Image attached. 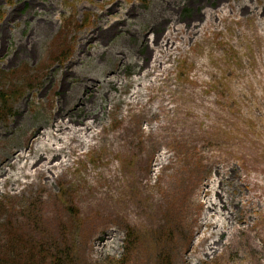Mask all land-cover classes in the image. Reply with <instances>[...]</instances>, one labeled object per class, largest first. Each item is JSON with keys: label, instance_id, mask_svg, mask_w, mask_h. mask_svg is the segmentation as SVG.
Instances as JSON below:
<instances>
[{"label": "rangeland", "instance_id": "1", "mask_svg": "<svg viewBox=\"0 0 264 264\" xmlns=\"http://www.w3.org/2000/svg\"><path fill=\"white\" fill-rule=\"evenodd\" d=\"M248 2L241 22L236 0H0V69H44L0 125V202L17 211L0 246L45 237L74 264H264V0ZM57 111L93 129L50 179L23 177ZM31 203L43 227L27 226Z\"/></svg>", "mask_w": 264, "mask_h": 264}, {"label": "trees", "instance_id": "2", "mask_svg": "<svg viewBox=\"0 0 264 264\" xmlns=\"http://www.w3.org/2000/svg\"><path fill=\"white\" fill-rule=\"evenodd\" d=\"M90 20L85 21L84 26ZM68 49V50H66ZM62 50L61 59L67 58V55H70L72 46L67 47ZM60 54V53H59ZM59 57V56H58ZM57 57V58H58ZM31 71L27 67H23L19 70L13 72H3L0 69V125L5 124L7 120L14 114L13 107L18 102V100L24 95L26 90H32L35 85L41 79V74H43L44 69H40V75L34 74L31 75ZM8 81L13 84V86L9 87L10 91H7L6 85ZM66 195V194H65ZM36 204L31 203V205L26 206L20 212L27 220V226L30 227L32 225H38V227H43L44 220L40 213L38 212H30V209L34 207ZM68 210L69 215L74 217L77 213L76 209H73V206L68 204L65 206ZM14 212H17L14 208V204L10 203V199L3 200L0 202V215L5 213L8 217L6 222L3 225H0V230H5V228L12 227V219L14 217ZM41 224V225H39ZM46 224V223H45ZM22 225V224H21ZM23 226V225H22ZM24 235L23 232L19 230L15 231L14 238L18 239ZM126 242L129 241L131 246L136 243L137 235L133 232L132 229L126 227L125 230ZM17 241V240H16ZM45 237L41 238V241L34 242L30 245V249L25 250L23 247L14 248V243H10L5 246H0V252H5L4 255L0 254V264H74L75 262V253L67 251V256L59 258L61 254H57L61 250H69L68 245L60 246L59 244L48 245L44 243ZM18 242V241H17ZM1 244V243H0ZM61 260H63L61 262ZM123 260L120 261H111L104 264H124Z\"/></svg>", "mask_w": 264, "mask_h": 264}, {"label": "bare ground", "instance_id": "3", "mask_svg": "<svg viewBox=\"0 0 264 264\" xmlns=\"http://www.w3.org/2000/svg\"><path fill=\"white\" fill-rule=\"evenodd\" d=\"M225 3V0H216V7L213 9H218L220 6ZM249 2L247 0V3H239V0H236L235 6H233L237 13H235L234 17L237 21H243L239 17L245 16L247 13H254L255 10L251 9V7L248 5ZM199 6V5H198ZM210 6H212V3H210ZM233 13V11L230 9V13ZM204 14L201 13L198 15H194L190 20H186L184 22V27L187 28V26L192 25L193 23H197L200 18L204 17ZM264 14V8L261 15ZM211 15V14H209ZM259 15V14H258ZM158 18V17H156ZM216 21V20H215ZM214 22V21H213ZM215 27L219 26L218 23H213ZM192 25L191 27H193ZM199 26V25H198ZM196 26V27H198ZM216 32V31H215ZM163 34H155L153 39L151 40L150 46L147 48L146 55L142 57L144 66L146 64V59L150 58L151 54L155 51V47L158 46V48H163L161 46V39L163 38ZM165 53L170 51V47L168 46V43L164 45ZM99 115V114H98ZM91 118V117H90ZM90 118H87L85 120L81 121H73L71 118L68 117V115H63L61 111H57L55 114V121L50 127V132L48 134L42 133L41 131H38V133L35 134L33 138V143L36 141L42 139L43 144L39 148L36 149V152L33 153H22V160L24 161V167H23V177H30L32 175L40 176L45 181L50 179V174L53 169H55L57 166L60 165L62 161L61 158L64 157V159L67 158V156H62L61 152L64 150H73L71 149V146L73 144H80L84 142V139H86L87 133L90 132L93 129V123L89 124L88 120ZM97 118V116H96ZM95 119L94 117L91 118V120ZM87 121V123L85 122ZM64 135L68 136L65 137L66 142L64 148H59L58 145L59 142L65 140ZM59 152L60 154H55L56 152ZM37 154V157L33 158ZM16 159V157H15ZM13 160V158H12ZM12 160H8L6 163H12ZM66 160H63L65 162ZM2 166V165H1ZM6 175V172H1L0 170V177H4ZM17 183V181H16ZM211 209L216 208V205L214 203L210 204ZM222 211H225V209H222ZM225 222L227 225H230V221L228 218H225ZM213 223L210 222V219H208L204 226H210L213 227ZM218 228V226H214L213 230ZM216 245V243H213L207 247L208 251L213 250V247Z\"/></svg>", "mask_w": 264, "mask_h": 264}]
</instances>
